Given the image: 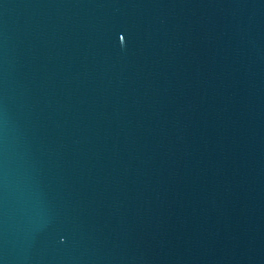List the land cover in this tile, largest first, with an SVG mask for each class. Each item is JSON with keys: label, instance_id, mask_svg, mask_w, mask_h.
Here are the masks:
<instances>
[{"label": "water", "instance_id": "obj_1", "mask_svg": "<svg viewBox=\"0 0 264 264\" xmlns=\"http://www.w3.org/2000/svg\"><path fill=\"white\" fill-rule=\"evenodd\" d=\"M0 264H264V0H0Z\"/></svg>", "mask_w": 264, "mask_h": 264}]
</instances>
